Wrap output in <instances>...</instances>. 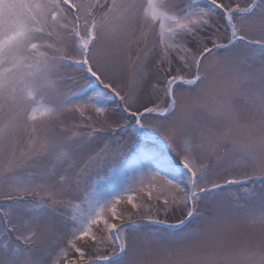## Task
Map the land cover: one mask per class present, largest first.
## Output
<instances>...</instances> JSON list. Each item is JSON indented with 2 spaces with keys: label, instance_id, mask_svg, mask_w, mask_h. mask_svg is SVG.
Returning <instances> with one entry per match:
<instances>
[{
  "label": "snow or ice",
  "instance_id": "6c2138e0",
  "mask_svg": "<svg viewBox=\"0 0 264 264\" xmlns=\"http://www.w3.org/2000/svg\"><path fill=\"white\" fill-rule=\"evenodd\" d=\"M180 5L181 0H0V201L8 202V207H0V237L5 240L0 245V264H76V259L85 260L86 250L95 253L103 249H111L110 254L92 255L86 264H264V192L259 203L253 199L254 189L249 188L242 196L225 200L216 193L242 181L227 175L222 182L209 178L215 168L210 161L215 156L219 163L222 156L218 153L222 152L237 165L253 169L251 176H245L246 181L264 183V0H251L243 7L234 0H188ZM221 17L229 32L226 43L218 42L215 34L200 35L209 30L219 33ZM157 22L164 55L178 50L182 63L173 69L169 62L163 108L155 104L144 106L143 111H130L126 98L94 67L98 68L102 55H107V46L126 54L133 43L146 40L144 32L133 39L137 23L152 26ZM53 36L59 47L48 42ZM189 43L195 50L188 47ZM68 44L78 48V58L49 54L63 53ZM238 44L243 47L237 48ZM66 60L83 67L102 86L88 97L97 113L107 111L105 101L112 97L103 90L110 89L124 102V110L130 112L139 134L146 136L148 129L154 130L175 153H143L150 165L145 174L153 180L162 176L175 190L164 200V205L183 212V218L173 225L175 234L150 238L137 234L135 221L115 223L124 218L116 208L123 196L114 194L104 199L102 192L92 189L79 198L80 203L67 201L73 210L64 223L65 227L69 222L72 226L67 243L79 256H69L67 249L61 248L52 258L56 220L66 202L54 194L55 185L50 181L54 162L67 163L70 157L53 130L41 134L37 125L57 118L62 111L76 108L82 112L80 105L55 97L53 76ZM225 73L231 74L229 87H234L236 96L252 110L251 120L241 119L232 103L235 97L228 96L213 113L227 122L226 127L219 132L200 129L193 136L189 128L193 113L203 107L201 93L217 87ZM250 82L258 86L245 89L243 85ZM178 85L199 86L191 95L190 106L178 99ZM152 113L159 114L155 122H142L140 118ZM177 137L184 138L181 150L175 147ZM21 138L26 139V149L20 147ZM26 166L37 171L21 175ZM56 175V182L66 185L67 175ZM62 190L69 191L70 187ZM41 193L48 202H42ZM148 195H152L150 190ZM29 196H41V201H32L29 206ZM241 198L245 204L231 202ZM127 202L138 208L132 195ZM108 209L110 216L106 215ZM248 227L257 230L259 238L243 231ZM13 236L19 243L12 242Z\"/></svg>",
  "mask_w": 264,
  "mask_h": 264
},
{
  "label": "rangeland",
  "instance_id": "374dc122",
  "mask_svg": "<svg viewBox=\"0 0 264 264\" xmlns=\"http://www.w3.org/2000/svg\"><path fill=\"white\" fill-rule=\"evenodd\" d=\"M187 2L188 0H181L180 6L182 7ZM225 2H232V0H225ZM234 2L243 7L247 6L251 0H234ZM158 25L159 22L152 26H142L141 23H137L133 39L140 38L141 33L144 32L147 33L146 40L140 39L138 43H133L130 51L126 54L123 50L117 51L111 45L107 46L105 49L107 55H102L98 68L94 67V70H98V74H102L101 78L105 82H110L120 95L126 98L129 102L130 111L136 109L143 111L144 106L152 107L155 104H159L163 108L167 103V98L163 95V84L169 62H171L173 69L178 68L182 63L177 55L178 50H169L167 56L164 55L163 47L157 36ZM219 25L221 26L219 33L209 30L200 35L210 37L215 34L218 37V42L226 43L229 32L225 31L227 26L222 17L219 18ZM177 39L179 40L180 37ZM48 42L60 46L55 36L49 38ZM208 46L211 47V44L208 43ZM188 47H193L195 50L191 43L188 44ZM242 47V45H237V48ZM77 53L78 48L73 44H68L63 53L50 51L49 54H66L78 58ZM219 54L223 55V50ZM230 77L231 74L225 73L221 77L222 82L217 87L201 93L200 102L203 107L193 113V123L189 128V132L193 136L200 129H211L219 132L226 127L227 122L213 113L219 102L226 100L228 96L235 97L232 103L240 112L241 119L251 120L252 110L236 96L237 90L234 87H229ZM53 79L56 80V100H67L71 105H80L82 112L76 108L71 111H62L57 118L37 125L41 134L47 129L53 130L55 135L63 141V146L66 147L70 157L67 163L56 164L54 162L53 175L50 181L55 185L54 194L66 202L59 209L62 215L57 216V235L52 237L51 245L52 258H55L61 248L67 249L69 256H79V253H75L67 243L72 226L69 222L68 226L65 227L64 223L68 221V217L72 215L73 211L67 201L73 200L74 203H80L79 198L92 189L102 192L104 199H111L114 194L123 196L116 208L118 215L124 218L114 221L115 223L127 225L135 221L139 226L136 230L137 234L147 235L150 238L167 233L175 234L177 228L173 225L177 224L178 219L183 218V212L178 207L164 205V200L170 199V193L175 190L170 189L162 176H157L153 180L150 175L145 174L150 165L143 155L145 152H164L175 156V153L168 148L154 130L148 129L146 136L139 134L140 130L135 126V121L130 112L124 110V102L115 97L110 89L103 90L112 97V99L105 101L104 106L107 111L103 114L97 113L96 106L88 102V97L92 96L93 92L102 86H98L95 78L91 77L83 67L76 65L73 60L63 61ZM256 86L258 85L255 82L243 85L245 89ZM198 87V85H184L183 87L178 85L176 88L178 99L183 104L190 106L191 95L197 92ZM44 102L48 103V100L45 99ZM158 116V113L145 114L140 119L142 122H155ZM125 123L127 127H119L120 124ZM20 147L27 148L25 138H21ZM175 147L177 150L183 149V137H177ZM218 155L222 156L219 163H217L215 156L210 161L211 164L215 165V168L209 174V178H218L222 182V177L227 175L229 178L242 181V183L226 186L223 191H218L216 196L229 200L237 194L242 196L244 189L249 188L254 189L255 196L253 199L259 203L260 194L264 192V183L255 179L247 181L244 179L246 175H252L253 169L237 165L234 159L223 157L222 152ZM69 163L72 165L71 167H69ZM34 171L37 169L26 166L20 174L24 175ZM60 172H64L68 177L66 185L70 187L69 191H63L62 189L66 185L56 182L58 179L56 173ZM149 190L152 193L151 197L148 195ZM128 195H132L133 202L138 205V208H133L127 202ZM176 195L182 194L176 193ZM41 196H43L42 202H48L47 196H44L43 193ZM41 196H29V206H31L32 201H41ZM231 202L233 204L246 203L243 198L240 200L233 199ZM251 202L248 201V203ZM0 207H8V202L0 201ZM202 210L208 211V209ZM106 215L110 216V209L106 210ZM129 216L131 220L127 218ZM148 216H152L154 219H146ZM156 220H164L166 223H156ZM192 226L193 224H189V227ZM243 231L254 238H259L260 234L254 228L248 227ZM4 242V238L0 237V245ZM12 242L19 243L15 241L14 236ZM76 243L81 244L82 242L77 241ZM110 251L111 249H103L93 253L86 250L85 260L76 259V264H86L90 256L109 255Z\"/></svg>",
  "mask_w": 264,
  "mask_h": 264
}]
</instances>
